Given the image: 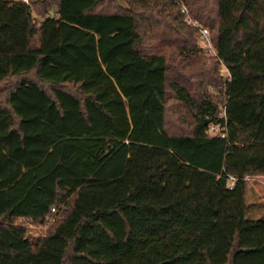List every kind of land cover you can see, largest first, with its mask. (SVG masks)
I'll return each mask as SVG.
<instances>
[{"label": "trees", "instance_id": "obj_1", "mask_svg": "<svg viewBox=\"0 0 264 264\" xmlns=\"http://www.w3.org/2000/svg\"><path fill=\"white\" fill-rule=\"evenodd\" d=\"M0 83V264H264V0H0Z\"/></svg>", "mask_w": 264, "mask_h": 264}, {"label": "rangeland", "instance_id": "obj_2", "mask_svg": "<svg viewBox=\"0 0 264 264\" xmlns=\"http://www.w3.org/2000/svg\"><path fill=\"white\" fill-rule=\"evenodd\" d=\"M120 5H122L123 7L125 6L123 2L119 1ZM54 13L51 11L47 16H52ZM187 18L189 22H187ZM187 18L185 17V21L187 22V24H190V21H195L193 20L191 17H189V15L187 14ZM39 20H43L44 18H39ZM199 23V22H198ZM201 25V23H199ZM193 26V25H191ZM203 26V25H201ZM194 27V26H193ZM204 27V26H203ZM196 28V27H195ZM197 28L195 31V39L197 36ZM197 41V39H196ZM210 60V59H208ZM217 73V75H219L220 77H222L219 74V65L215 66V71ZM223 73H225V71H223ZM224 78V77H223ZM3 83H0V91L2 89ZM209 91L212 93H217V89L215 88H209ZM221 92V93H220ZM219 94L221 96V99L223 97L222 95V91H220ZM248 180V189L246 192V203H247V213L246 216L248 218H260L263 216V213L256 207V201H261L264 203V175H258V176H251L247 178ZM55 216L54 215H50L47 219V221L45 222H33L29 219L26 218H17L15 219V223L24 225L27 228V234L29 236H41L44 235L47 231V225L50 221L54 220Z\"/></svg>", "mask_w": 264, "mask_h": 264}, {"label": "built area", "instance_id": "obj_3", "mask_svg": "<svg viewBox=\"0 0 264 264\" xmlns=\"http://www.w3.org/2000/svg\"><path fill=\"white\" fill-rule=\"evenodd\" d=\"M23 1L26 4L28 3V0H23ZM181 11L186 14V18H187V9L184 6H182ZM188 19L189 18L186 19L187 22H189ZM190 24L197 28L198 32H197L196 39H197L198 48L201 50V52L206 56L207 59L217 57V50L211 41L210 32L208 28L201 26L197 21L191 20ZM218 65H219V74L225 79L229 80V77H230L229 72L226 66L224 65V63L222 61H219ZM223 71H225V73H223ZM209 131L213 133H219L221 137L224 136L223 130H220L218 126L215 124L210 125ZM234 180H235L234 177L232 176L229 177V181H230L229 187H232Z\"/></svg>", "mask_w": 264, "mask_h": 264}, {"label": "water", "instance_id": "obj_4", "mask_svg": "<svg viewBox=\"0 0 264 264\" xmlns=\"http://www.w3.org/2000/svg\"><path fill=\"white\" fill-rule=\"evenodd\" d=\"M207 122V121H206ZM27 236H29V235H27Z\"/></svg>", "mask_w": 264, "mask_h": 264}]
</instances>
